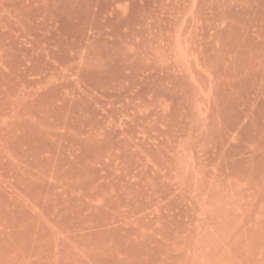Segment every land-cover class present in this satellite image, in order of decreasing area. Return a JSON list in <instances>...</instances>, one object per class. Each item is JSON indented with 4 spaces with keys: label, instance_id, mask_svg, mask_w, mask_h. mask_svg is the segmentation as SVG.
<instances>
[{
    "label": "rangeland",
    "instance_id": "374dc122",
    "mask_svg": "<svg viewBox=\"0 0 264 264\" xmlns=\"http://www.w3.org/2000/svg\"><path fill=\"white\" fill-rule=\"evenodd\" d=\"M0 264H264V0H0Z\"/></svg>",
    "mask_w": 264,
    "mask_h": 264
}]
</instances>
